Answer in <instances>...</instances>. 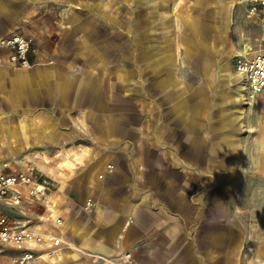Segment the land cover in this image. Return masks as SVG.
<instances>
[{"label": "crops", "instance_id": "1", "mask_svg": "<svg viewBox=\"0 0 264 264\" xmlns=\"http://www.w3.org/2000/svg\"><path fill=\"white\" fill-rule=\"evenodd\" d=\"M236 3L0 0V37L32 40L28 67L0 50V170L42 175L29 217L66 241L36 264H264V102L227 57Z\"/></svg>", "mask_w": 264, "mask_h": 264}, {"label": "built area", "instance_id": "2", "mask_svg": "<svg viewBox=\"0 0 264 264\" xmlns=\"http://www.w3.org/2000/svg\"><path fill=\"white\" fill-rule=\"evenodd\" d=\"M244 1L247 13L255 16L264 27V0ZM30 45L31 40L22 34L0 37V50L8 51L7 59L13 66L23 68L30 65ZM234 71L241 78L243 101L249 104L257 94L264 92V46L251 54L238 52ZM2 167L8 168V164L3 163ZM112 168V164L107 165L108 172ZM44 183L42 175L32 166H27L26 170H0V261L3 258L6 264H36V260L58 252L66 243L59 232L38 227L44 222L41 217H29L33 207L45 195ZM46 203L44 208L49 214L54 213L52 206ZM94 204L91 198H87L83 209L91 210ZM52 221L57 229L63 223L60 215H54ZM123 257L132 262L129 253Z\"/></svg>", "mask_w": 264, "mask_h": 264}, {"label": "rangeland", "instance_id": "3", "mask_svg": "<svg viewBox=\"0 0 264 264\" xmlns=\"http://www.w3.org/2000/svg\"><path fill=\"white\" fill-rule=\"evenodd\" d=\"M230 1L235 2V0H230ZM230 13H231V17L233 18L232 20L233 24H231L230 26L229 43L226 49L228 50V56H227L228 60L232 54H237L238 52H242V51L243 52L250 51V49L256 48L255 38L258 37L260 34L259 27H257L255 24L252 23L251 18L245 11V7L243 4L236 3L233 11H231ZM259 101L264 102V100L257 101L255 98L249 104L254 105ZM249 104L245 103L246 106H248ZM260 111L261 113H264V105L260 106ZM49 187L50 189L52 188L54 189V187L51 185ZM4 262L5 259L2 258L0 264H3Z\"/></svg>", "mask_w": 264, "mask_h": 264}, {"label": "bare ground", "instance_id": "4", "mask_svg": "<svg viewBox=\"0 0 264 264\" xmlns=\"http://www.w3.org/2000/svg\"><path fill=\"white\" fill-rule=\"evenodd\" d=\"M251 103V102H250ZM41 189V188H40Z\"/></svg>", "mask_w": 264, "mask_h": 264}]
</instances>
